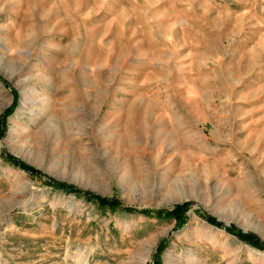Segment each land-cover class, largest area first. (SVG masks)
I'll return each mask as SVG.
<instances>
[{
    "label": "rangeland",
    "instance_id": "rangeland-1",
    "mask_svg": "<svg viewBox=\"0 0 264 264\" xmlns=\"http://www.w3.org/2000/svg\"><path fill=\"white\" fill-rule=\"evenodd\" d=\"M226 229L264 244V0H0V264H264Z\"/></svg>",
    "mask_w": 264,
    "mask_h": 264
},
{
    "label": "trees",
    "instance_id": "trees-1",
    "mask_svg": "<svg viewBox=\"0 0 264 264\" xmlns=\"http://www.w3.org/2000/svg\"><path fill=\"white\" fill-rule=\"evenodd\" d=\"M15 107H16V104L14 103L13 105H12V107L11 108H9L8 110H7V112L4 114L5 116L4 117H7V116H9L11 113H13V111L15 110ZM71 193V191H68L67 193ZM73 193V192H72ZM76 193V192H75ZM180 210H182V208H177L173 213L172 212H159V213H157V216H160L161 214V216H163V215H165V216H168V217H170V216H174L176 219L178 218L177 217V215H176V212L177 211H180ZM209 222H211V223H213V224H215V225H217L218 227H222V225L221 224H219V223H217V222H215V221H211V220H209ZM228 232H230L232 235H234V236H236L238 239H240V240H242V241H244V242H246L247 244H249V245H251L252 247H254V248H257V249H259V250H261V251H264V244H261V243H259V241L256 239V238H254V237H252L251 235H247V234H244V233H242V232H240V231H236V230H234V229H226Z\"/></svg>",
    "mask_w": 264,
    "mask_h": 264
}]
</instances>
